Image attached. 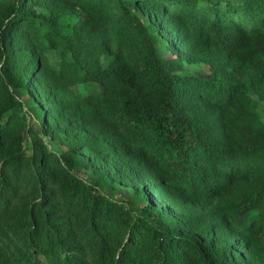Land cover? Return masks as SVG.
<instances>
[{"label":"trees","instance_id":"16d2710c","mask_svg":"<svg viewBox=\"0 0 264 264\" xmlns=\"http://www.w3.org/2000/svg\"><path fill=\"white\" fill-rule=\"evenodd\" d=\"M102 1L60 5V0H14L0 14V120L8 116L0 123V203L7 201L2 192L11 194V180L18 176L33 179L38 188L37 203L23 214L27 228L16 248L18 264H91L89 245L107 256L109 264H247L246 253L254 247L264 254V184L249 188L243 183L233 197L209 206L206 214L216 216L227 233L210 228L208 234L190 229L188 217L173 213L172 204L160 205L149 185L138 189L149 201L142 208L99 191L106 182L128 185L125 177L132 174V165L141 172L130 179L131 186L138 179H152L142 168L149 159L158 164L172 194L173 189L181 202L203 207L231 193L227 167H240L245 175L264 169V138L244 130L241 144L230 148L190 129L198 124V115L186 111L185 99L194 95L227 103L230 83L175 75L157 48L159 40L180 48L190 39L201 55L213 45L241 51L239 66L259 65L264 62V0H110L119 11ZM100 4L89 31L78 39H67L55 19L47 24L34 9L44 6L53 13L61 7ZM36 19L47 30L41 32L47 42L81 53L67 61L66 82L103 86L63 116L65 126H74L78 134L69 137L62 129L71 147L60 156L37 139L29 151L24 149L25 127L13 96L14 90L26 92L36 102L43 135L54 133L46 111L53 97L38 88L33 76L37 61L25 69L12 51L17 32ZM106 54L114 55L116 66L101 68L99 58ZM122 129L131 135L127 142L135 161L126 141L119 139L117 130ZM76 168L89 169L96 179H80ZM163 190L155 192L168 200Z\"/></svg>","mask_w":264,"mask_h":264},{"label":"rangeland","instance_id":"374dc122","mask_svg":"<svg viewBox=\"0 0 264 264\" xmlns=\"http://www.w3.org/2000/svg\"><path fill=\"white\" fill-rule=\"evenodd\" d=\"M13 1L4 0L0 2V14L8 8V3L11 4ZM61 1L63 3H60V5H63L68 0ZM129 1L131 0H125V2ZM103 3L113 7L115 11H119L110 0ZM69 6L75 5L69 4ZM99 7H102V5L88 7L90 9L75 7L63 11L61 7L56 8L53 13L48 12L44 6H36L34 9L37 14L43 15L44 19L41 20L47 24L55 19L56 25L61 28L60 32L68 35V39L69 37L77 38L78 34L89 31L93 24L95 11ZM142 7L147 9L144 6ZM143 20H145V17ZM36 25L37 27H35ZM43 25L39 24V20L36 19L33 24L21 28L14 37L12 51L23 67H29L30 69L37 61L38 68L33 76L37 80L38 88L48 91L53 97V99H50L52 101L46 111L52 115L51 125L54 128L56 127L57 130L55 129L51 136H44L39 125L40 120L36 117L34 110L36 102L32 101L28 94L20 89L14 90L13 96L19 104V118L23 120L25 127L24 149L29 151L32 140L37 139L49 153L60 156L71 147V143L61 133L62 129L69 133V137L78 134L74 126L67 127L68 124L65 126L63 116L68 117L79 103H82L88 97L98 95L103 86L95 81L78 82L74 85L66 82L67 68L65 66L69 64L67 61H72L77 55L81 56V53H74L66 48L63 49L61 45H51L42 38V33L47 31ZM179 47L174 48L171 44L168 47L161 40L157 42L159 54L167 60L175 75L195 77L206 81L221 79L226 83H230L231 86L229 102L227 103L214 101L212 98H196L194 95L185 99L186 111L198 115V124L190 127V129L196 128L204 138L230 148H236L241 144L242 139H244V130L264 138V62L255 66H239L241 51L221 50L213 45L206 46L204 54L201 55L196 50L194 51V42L190 39L179 45ZM113 60H115L114 55L100 56L101 68L116 66L117 64ZM7 118L8 116L0 120V123L3 124ZM11 118L14 119L13 116ZM117 133L119 139L126 141L125 145L128 146L127 153L131 162L135 161V150L127 142L131 139L130 133L123 129L117 130ZM110 163L112 164V162ZM142 164L144 165L142 168L151 175L152 179H138V181H135V185L131 186L134 182L130 179H135L141 172L140 169L138 171L134 170L136 167L132 165L130 177L123 176L128 181V185L106 182L101 184L99 191L113 201L132 202L135 208H142L149 201L138 189L141 185H144V188L149 185L148 191L155 193L158 198L157 202L160 205L168 206L172 204L173 213L181 215L183 218L187 216L189 220L187 221L188 227L202 234H208L207 230L210 228L212 230L214 228V231L218 233H227L216 216L206 214L209 206H216L218 201L233 197L243 183L247 184L249 188H257L264 184L263 167H261L260 172L249 175H245L240 167H227L226 170L231 173L233 178L231 193L224 194L217 200L206 202L203 207H197L191 203L181 202L178 199L177 192L173 189V194L171 193V188L169 189L161 178V170L156 161L145 159ZM243 169L245 171V168ZM1 172L0 167V175ZM75 173L86 182L96 179L94 173L89 169L76 168ZM156 178L160 181H155ZM11 184L12 193L2 192L6 193L7 201L3 204L0 203V263L9 261L11 264H18L20 261H17L18 252L16 248L21 242L20 239L23 238L24 229L27 228L23 214L26 207L37 203L38 188L34 185L33 179L28 177L18 176L11 180ZM163 186L165 190L162 194L167 193L168 200L161 198L155 192L157 187L162 188ZM45 190L46 188H44ZM0 191H4L1 186ZM167 220L169 221V219ZM88 249L91 264H109L108 257L100 254L95 245H89ZM39 257L42 258V256ZM245 259L247 264H264V254L261 253L259 246L254 247L252 252L248 251Z\"/></svg>","mask_w":264,"mask_h":264}]
</instances>
